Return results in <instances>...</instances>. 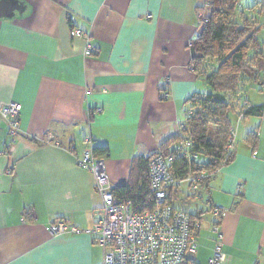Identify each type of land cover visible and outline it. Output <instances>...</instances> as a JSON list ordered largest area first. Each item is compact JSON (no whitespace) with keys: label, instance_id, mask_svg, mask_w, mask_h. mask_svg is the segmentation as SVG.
<instances>
[{"label":"crops","instance_id":"crops-1","mask_svg":"<svg viewBox=\"0 0 264 264\" xmlns=\"http://www.w3.org/2000/svg\"><path fill=\"white\" fill-rule=\"evenodd\" d=\"M0 3L17 7L0 17V109L22 106L16 144L0 156V264H103L88 233L102 200L77 160L89 140L106 148L96 155L116 189L131 181L135 158L150 159L179 134L189 99L207 90L190 64L207 0ZM89 43L95 53L86 57ZM252 96L264 104V94ZM240 125L233 162L196 196L187 183L174 189L170 203L185 214L221 208L224 264H264V114ZM254 128L252 151L244 137ZM48 134L54 141L42 143ZM10 143L0 113V153ZM210 216L196 235L207 241L197 264L215 246ZM55 221L65 234H51Z\"/></svg>","mask_w":264,"mask_h":264},{"label":"trees","instance_id":"trees-1","mask_svg":"<svg viewBox=\"0 0 264 264\" xmlns=\"http://www.w3.org/2000/svg\"><path fill=\"white\" fill-rule=\"evenodd\" d=\"M202 11L197 36L190 43V64L192 71L206 83V92L189 99L179 134L150 159L135 158L129 184L111 189L137 213L153 211L158 206L150 183V164L155 157L172 159L168 170L178 184L168 190L167 205H171L174 189L187 183L196 196L218 171L233 162L240 124L251 118L263 119L264 104H253L247 93L251 89L264 94V0H255L252 7L245 8L243 0H207ZM258 141L257 128L244 137L252 151L256 150ZM94 151L99 156L108 152L106 148H94ZM194 174L204 177L197 184L188 182L189 175ZM139 182H142L140 187ZM218 210L219 207L210 206L200 214L186 213L195 235L210 214L211 229L221 226L223 211ZM179 264L197 263L192 258Z\"/></svg>","mask_w":264,"mask_h":264},{"label":"built area","instance_id":"built-area-1","mask_svg":"<svg viewBox=\"0 0 264 264\" xmlns=\"http://www.w3.org/2000/svg\"><path fill=\"white\" fill-rule=\"evenodd\" d=\"M71 36L86 37L78 29H73ZM89 54L90 46L87 45L85 55ZM21 110L22 106L18 103H10L0 109L11 141L0 156L8 154L16 142L20 133ZM52 140L53 135L48 134L42 143H50ZM171 161V158L166 160L163 156L152 160L151 191L158 206L153 211L137 213L130 204L123 203L112 193L105 164L96 156L92 145L78 159L79 167L94 175L96 190L103 201L94 227L88 231L106 252L103 264H179L185 259L194 258L197 242L188 215L167 205L168 190L178 184L168 170ZM203 177L189 175L187 181L197 184ZM221 211L220 208L218 212ZM48 229L53 235L67 232V227L59 221L50 224ZM212 232L215 235V246L208 264H224V235L219 227H213Z\"/></svg>","mask_w":264,"mask_h":264},{"label":"rangeland","instance_id":"rangeland-1","mask_svg":"<svg viewBox=\"0 0 264 264\" xmlns=\"http://www.w3.org/2000/svg\"><path fill=\"white\" fill-rule=\"evenodd\" d=\"M255 4V0H243V6H244V8L245 7H252L253 5ZM206 5H207V3H206ZM205 5V6H206ZM203 15V14H202ZM201 15V16H202ZM89 46H90V54L89 55H85L86 57H90V56H92L94 53H95V48L89 43L88 44ZM86 48H87V46H86ZM86 50V49H85ZM247 98L250 100V101H253V96H252V92H251V89L249 90V92L247 93ZM16 141H17V139H16ZM54 141V137H53V140L51 141V142H53ZM50 142V143H51ZM16 144V142L14 143V145ZM45 144V143H44ZM46 144H49V143H46ZM91 146V141L89 140V144H87L86 145V148H85V150L87 149V148H89ZM92 147H93V145H92ZM93 149H94V147H93ZM84 150V151H85ZM95 152V151H94ZM83 154H84V152H83ZM82 154V155H83ZM96 154V153H95ZM97 156V155H96ZM82 157V156H81ZM98 157V156H97ZM99 158V157H98ZM79 159V158H78ZM100 160H102L101 158H99ZM78 161V160H77ZM103 161V160H102ZM104 162V161H103ZM105 164V163H104ZM81 168V167H80ZM106 168V167H105ZM82 169V168H81ZM222 170V169H221ZM220 170V171H221ZM89 172V171H88ZM219 172V171H218ZM217 172V173H218ZM91 173V172H90ZM93 175V174H92ZM108 176V175H107ZM93 179H94V186H95V178H94V175H93ZM200 182V181H199ZM95 191L97 192V190H96V186H95ZM97 194H98V192H97ZM99 195V194H98ZM100 196V195H99ZM101 197V196H100ZM101 200H102V198H101ZM176 202H178V201H175V203ZM102 205H103V201H102ZM101 209H102V207H101ZM101 211V210H100ZM94 224H95V221H94ZM93 227H94V225L89 229V231L90 230H92L93 229ZM260 228V226H258L257 227V229H259ZM201 230H203V228L201 229ZM213 233V232H212ZM93 236V235H92ZM258 236V235H257ZM94 237V236H93ZM96 240V239H95ZM206 244H207V241H203V242H200L199 241V239H197V245H199L198 246V248L199 247H203V248H205L206 247ZM99 245V244H98ZM100 246V245H99ZM101 247V246H100ZM102 248V247H101ZM103 249V248H102ZM104 252V251H103ZM104 255V257H105V255H106V252L103 254ZM225 255V254H224ZM198 257H200V255L198 256ZM226 257V256H225ZM208 262V261H207ZM207 262H206V264H207ZM226 262V261H225ZM224 262V263H225ZM263 262V260H261V263ZM203 264V263H202Z\"/></svg>","mask_w":264,"mask_h":264},{"label":"water","instance_id":"water-1","mask_svg":"<svg viewBox=\"0 0 264 264\" xmlns=\"http://www.w3.org/2000/svg\"><path fill=\"white\" fill-rule=\"evenodd\" d=\"M14 9H17L15 5L11 6V5H7L6 3H0V17L6 15L7 13H9Z\"/></svg>","mask_w":264,"mask_h":264}]
</instances>
